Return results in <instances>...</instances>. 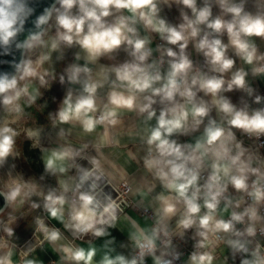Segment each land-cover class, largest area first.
<instances>
[{
	"label": "clouds",
	"instance_id": "obj_1",
	"mask_svg": "<svg viewBox=\"0 0 264 264\" xmlns=\"http://www.w3.org/2000/svg\"><path fill=\"white\" fill-rule=\"evenodd\" d=\"M161 3L169 9L182 5V22L172 24L163 18ZM53 20L55 33L49 36ZM29 21L33 27L26 31ZM142 31L158 34L178 50L160 45L155 50L159 58H152V41ZM261 43L264 0H202V4L198 0H54L39 14L34 0H0V54L20 53L10 65L13 71L0 72V105L7 112L19 117L22 98L28 105L36 102L40 93L29 90L32 79L41 86L48 84L46 77L55 79L42 69L53 52L59 53V60L65 48L78 46L83 56L77 52L75 60H84L83 65L70 64L59 77V83L69 87L53 127L70 126L58 130L65 142L42 149L44 172L57 177L58 187L45 192L17 177L0 191V197L10 208L31 201L32 209L41 207L32 198H41L49 218L62 223L73 238L110 235L124 209L111 196L100 198V183L108 175L103 149L120 146L125 134L122 117L134 113L139 124L126 134L139 138L143 168L163 191L154 197L158 207L151 227L130 220L129 239L137 255L131 259L106 255L101 264H144L146 256L155 264H174L181 256L174 237L183 240L192 229L195 250L189 264H214L211 249L221 240L234 259L239 257V264H264V243L258 239L264 237V154L259 151L264 148V95L254 87L255 80H264ZM190 44L202 55L203 66L190 59ZM38 49L41 54L34 60L32 54ZM120 50L128 60L93 67L101 58L114 59ZM76 85L78 89L72 87ZM105 88L101 96L99 90ZM233 92L242 94L238 103L226 95ZM77 126L83 134L103 129L91 145L95 156L86 154L89 144L76 147L68 140ZM238 133L257 146H245ZM17 135L8 122L0 124V166L13 156ZM27 135L32 139L40 133L30 130ZM189 136L192 142H179V137ZM129 156L137 159L131 152ZM70 169L77 175L65 176ZM173 218L176 229L171 226ZM35 226L33 235H42L39 243L53 246L63 254L62 260L94 264L95 248L64 242L61 231L41 217H36ZM3 231L9 238L15 234L9 226ZM16 247L0 239V250H5L0 264H16ZM32 251H21L19 264H37L28 258Z\"/></svg>",
	"mask_w": 264,
	"mask_h": 264
},
{
	"label": "crops",
	"instance_id": "obj_2",
	"mask_svg": "<svg viewBox=\"0 0 264 264\" xmlns=\"http://www.w3.org/2000/svg\"><path fill=\"white\" fill-rule=\"evenodd\" d=\"M198 4H202V0H198ZM182 5H173L170 9L161 3V16L165 18L169 23L172 24H178L181 21L180 17V9L182 8ZM188 11L189 15H191L190 10ZM213 13L214 15L218 13V8L213 7ZM142 35H148L151 39V45L150 47L153 49V53L155 54L157 51L155 39L159 38V35L156 33H149V32H141ZM54 35V34H52ZM226 42V37H225ZM165 45L164 47H173L174 50H178L175 48V46L168 45L164 41ZM261 50H264V43H261L260 45ZM188 53L190 56V59L194 61V64L197 66H203L204 65V59L202 55L197 53L195 49L192 47V45H189ZM77 52H80L83 56L82 50L79 49L78 46H73L71 48H65L64 49V57L63 59H57V56L59 53L53 52L51 54V64L53 65V69L55 70L58 68V64L62 65V74H65V69L73 63H79L81 65L84 64V60L81 59L80 61L75 60V55ZM155 58V57H152ZM129 57L126 52L123 50H120L118 53L115 54V58L112 60H109L108 58H101V60L98 62L97 65L93 66L94 68H97L103 64L105 66H110L112 64H119L124 62L125 60H128ZM158 59V58H155ZM166 67V65H165ZM69 85L65 83L64 85L59 86L58 90V97L56 101V107L54 110V113L49 121H47L44 124H41L34 129L31 130H37L39 131L40 135L38 137L32 138V145L34 148H36L39 152L40 156V163L44 170V155L45 153L42 151V149H52L57 147L60 144H63L65 141L61 140L58 137V130L60 127H64L65 129L69 128V125H58L56 127H53V117L59 110V108L62 106V101L64 96L66 95L67 89ZM74 88H79L78 85L72 86ZM254 87L257 88L258 92L262 95H264V80L257 79L254 81ZM107 92V88L99 90V94L101 96H104ZM202 95V94H201ZM229 97L232 98L233 102H239V97L242 95L239 92H233V93H226ZM154 107H159L154 106ZM255 107V105H254ZM123 125H122V131L125 133L121 136V144L119 147H111V148H105L103 149L105 156L107 158V161L104 164V168L106 170V179L113 185L119 184L122 181H125L130 186L129 191V199L132 200L136 207H146L151 210V212L154 215V210L156 207H158V203L155 201L154 197L163 191L162 186L159 185L158 182L153 181L150 174L146 172V170L143 168V162L140 159V157L144 154L143 152V146L141 145L139 138L135 136H129L126 133L132 129L135 130L134 126L139 124V119L135 116L134 113H125L122 117ZM153 124L155 121L153 120ZM103 132L102 128H98L96 133L92 134H83L82 131L77 128L73 129L72 134L68 136V140L74 144V146L79 147L82 144H89V148L86 150V154L88 156H95V150L91 147L93 143H95L97 137L99 134ZM179 142H192L193 137H179ZM136 154L137 159L133 160L130 158L129 153ZM264 153V149H263ZM75 169H70L68 173L65 174V176H75ZM53 182L54 186L53 188L58 187L57 184V177L49 175ZM153 185H155L153 187ZM152 188V191L149 192L148 189ZM225 214V213H224ZM45 215L48 219V222L46 224L49 227H55L58 228L63 236L65 237V241L67 243H71L74 246L83 247L85 249L88 248H95L96 249V256L94 257V264H101L104 256H110L115 257L117 255H123L127 259H131L133 257V251H134V244L129 239V233L131 231V224L130 220H135L139 225L142 227H151L153 225L152 219H150L146 215H140L136 208H129L126 209L123 213L119 214V219L117 221L116 227L109 229L110 235L104 236V237H95L91 240H85V239H79V238H73L71 233L66 230L62 223L55 219H50L48 216V213L45 211ZM127 217V219H126ZM155 217V216H154ZM176 219L173 218L171 222V226L173 229H176ZM192 235L194 236L195 230L191 231ZM28 232L19 233L14 236V239L18 243H21L25 237H27ZM36 239L31 238L29 241H26L22 248H20L23 251L28 250L29 248H32L33 251L29 255V259H33L37 262V264H71V262L64 261L61 259L62 253H59L57 251L53 250V246L49 245L46 241L43 245L39 243V240L42 239V235L38 233L35 235ZM26 245V246H25ZM227 248V245L222 246L219 251L224 252ZM16 251V254L13 256L14 262L16 264H19L20 256L19 251ZM221 261V260H219ZM147 264H155V261L152 257H148Z\"/></svg>",
	"mask_w": 264,
	"mask_h": 264
},
{
	"label": "rangeland",
	"instance_id": "obj_3",
	"mask_svg": "<svg viewBox=\"0 0 264 264\" xmlns=\"http://www.w3.org/2000/svg\"><path fill=\"white\" fill-rule=\"evenodd\" d=\"M55 33V22H51L48 35L51 36ZM47 38V37H46ZM42 50H36L32 54V58L35 60ZM62 65L58 64V68L53 69V65L50 62H46L42 69H47L55 76V79L46 77L48 84L41 86L38 79H32L29 83V90H38L40 95L38 96L34 104L28 105L26 98H22L19 103L23 108V113L17 117L15 113L7 112L2 105H0V124L8 122L18 133L15 138L14 153L12 157H9L3 166H0V189L5 190V186L12 179L21 177L32 183H35L41 190L48 191L53 188L54 182L52 178L47 175L40 163V156L34 155L31 149H34L32 140L28 137L27 133L35 127L46 123L52 117L56 107V93L59 90V77L62 75ZM14 121V122H13ZM29 139L30 145L24 147L25 139ZM15 165V167H13ZM43 177V179H41ZM33 201L40 203L39 209H32L31 201L26 202L24 205L17 208L5 207L3 212L0 213V239L8 242L9 246L12 244L17 245L16 250L19 251L26 241L31 238L36 239L33 235L35 230V219L38 216V212L43 208L42 200L39 197L34 196ZM5 226L14 228L15 234L28 232L27 237L18 243L13 237H7L3 231ZM38 236V233H37ZM26 246V245H25ZM5 250H0V254Z\"/></svg>",
	"mask_w": 264,
	"mask_h": 264
},
{
	"label": "built area",
	"instance_id": "obj_4",
	"mask_svg": "<svg viewBox=\"0 0 264 264\" xmlns=\"http://www.w3.org/2000/svg\"><path fill=\"white\" fill-rule=\"evenodd\" d=\"M155 44H156V47L160 45H163V46L165 45L164 41L160 40V38L155 39ZM159 56H160V53L158 51L155 54L153 53V57L159 58ZM238 138L244 140L245 146H249L252 148H255L257 146V142H255L254 140H250L247 137L240 136L239 133H238ZM263 149L264 148L259 149L261 154H264ZM112 186L115 190V196L113 197V199H116L117 202L121 204V207L124 209V211L129 208H136L140 215H146L150 219H152V221L154 222L155 217L149 208L136 207L135 203L129 199L128 194L130 191V186L128 183H126L125 181H122L116 185L112 184ZM230 192H232L233 195H235L234 190H232L231 188H230ZM37 217L43 218L45 223L48 222V219L45 215V210L43 208L39 210ZM224 218L226 219L229 218V213H225ZM192 230H195V229H192ZM192 230H188L183 240L179 239L178 236L174 237V241H173L174 246H176L177 250L181 253L180 259L177 261H174V264H189V257L191 253L195 250L193 247V245L195 244V239H193V235L191 233ZM178 231L179 230H177V232ZM93 238H95V236L89 233L87 235L80 237L79 239L91 240ZM196 239H199V238L197 237ZM258 239H260L261 242L264 243V237H258ZM224 245L226 244L222 240L217 241L213 245L211 250H213V254L215 256L214 264H239V257H236L234 259L231 255V251L228 248V246L224 252L219 251V249ZM21 251L23 250L19 249V253ZM201 251H203V249ZM137 252H138V249H136L134 246L133 256H136ZM157 255H160V253L158 252ZM148 257L149 256L145 257L144 264H147ZM165 258H171V257L166 256Z\"/></svg>",
	"mask_w": 264,
	"mask_h": 264
},
{
	"label": "water",
	"instance_id": "obj_5",
	"mask_svg": "<svg viewBox=\"0 0 264 264\" xmlns=\"http://www.w3.org/2000/svg\"><path fill=\"white\" fill-rule=\"evenodd\" d=\"M54 0H34V7L36 8L37 14L42 12L43 8L49 6L51 3H53ZM32 23L29 21V23L26 25V31L32 29ZM26 35V33H25ZM19 39L23 40L24 36L19 37ZM20 58V53L15 52L13 55H2L0 54V72H11L13 71V68L10 66L11 63L15 60L18 61ZM79 164H81L84 168H90L91 165L88 164L86 161H78ZM77 175V172H75V176ZM100 187L102 188V193L100 194V198L103 199L104 196H111L112 198L115 196V190L112 186V184L104 178L101 183ZM0 191H2L0 189ZM6 202L4 201L3 197H0V209L5 208ZM1 213V212H0Z\"/></svg>",
	"mask_w": 264,
	"mask_h": 264
},
{
	"label": "trees",
	"instance_id": "obj_6",
	"mask_svg": "<svg viewBox=\"0 0 264 264\" xmlns=\"http://www.w3.org/2000/svg\"><path fill=\"white\" fill-rule=\"evenodd\" d=\"M57 97H58V93H56V101H57ZM24 141H25L24 147L26 148V147H28L30 145V141L27 138ZM31 152H32V154L39 156V152H38V150L36 148L31 149Z\"/></svg>",
	"mask_w": 264,
	"mask_h": 264
},
{
	"label": "bare ground",
	"instance_id": "obj_7",
	"mask_svg": "<svg viewBox=\"0 0 264 264\" xmlns=\"http://www.w3.org/2000/svg\"><path fill=\"white\" fill-rule=\"evenodd\" d=\"M6 207V206H5Z\"/></svg>",
	"mask_w": 264,
	"mask_h": 264
}]
</instances>
